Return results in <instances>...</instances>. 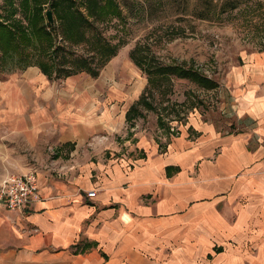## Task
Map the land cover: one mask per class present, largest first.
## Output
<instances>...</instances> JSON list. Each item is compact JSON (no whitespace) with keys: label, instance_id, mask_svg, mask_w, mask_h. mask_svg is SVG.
Returning a JSON list of instances; mask_svg holds the SVG:
<instances>
[{"label":"crops","instance_id":"0c3cea01","mask_svg":"<svg viewBox=\"0 0 264 264\" xmlns=\"http://www.w3.org/2000/svg\"><path fill=\"white\" fill-rule=\"evenodd\" d=\"M104 86L0 71V180L37 186L28 206L0 205V264H264V144L194 118L163 144L116 142L127 108ZM239 108L264 140V94Z\"/></svg>","mask_w":264,"mask_h":264},{"label":"rangeland","instance_id":"374dc122","mask_svg":"<svg viewBox=\"0 0 264 264\" xmlns=\"http://www.w3.org/2000/svg\"><path fill=\"white\" fill-rule=\"evenodd\" d=\"M116 1L122 16L98 24L103 40L116 45V53L95 77L104 81L105 98L111 94L116 101L115 115L121 116L133 104L141 113L135 121L124 114L121 124L127 134L114 135L116 142L128 140L134 132L163 144L167 137L179 132L180 126L194 118L197 124L214 125L221 134L248 133V141L253 146L264 144L255 133L256 117L239 108L246 92L253 96L264 94V33L259 28L254 30L255 19H243L236 11L218 22L188 18L187 22L180 23V7L167 6L169 0ZM9 10L0 0V16L6 17ZM65 46L72 54L87 56L90 63L97 59L96 55H90L86 43ZM132 50L134 58L142 51L147 59L160 64L190 66L212 79L215 87L205 89L174 75H168V80L161 79L159 86L148 84L145 73L131 59ZM98 64L96 60L95 66ZM69 76L66 77H92L84 72ZM144 91L152 108L136 102ZM159 120L163 125L157 123ZM130 142L135 144L134 140ZM134 153L130 151L129 155ZM245 249L250 255H256V247Z\"/></svg>","mask_w":264,"mask_h":264},{"label":"trees","instance_id":"16d2710c","mask_svg":"<svg viewBox=\"0 0 264 264\" xmlns=\"http://www.w3.org/2000/svg\"><path fill=\"white\" fill-rule=\"evenodd\" d=\"M3 1L10 10L6 17L0 16L1 72L9 73L36 66L48 79L64 78L79 72L95 77L100 67L116 53V45L104 41L98 29V24L122 16L116 0ZM169 1L171 3L168 2L167 6L180 7V23L187 22L188 18L218 22L238 11L243 19H255L254 30L259 28L264 33V0ZM46 11H50V21L46 19ZM82 43L87 44L90 55L97 56V66L96 60L90 63L87 56L72 54L70 48L65 46ZM132 52L133 50L130 52L131 59L145 73L148 84L159 86L161 79L168 80V75H174L205 89L215 87L212 79L190 66L180 63L160 64L153 59H147L142 51L134 58ZM146 94L145 91L140 92L136 102L152 108ZM140 115L135 104L130 105L125 113V117L130 119ZM157 123L162 124L160 120Z\"/></svg>","mask_w":264,"mask_h":264},{"label":"built area","instance_id":"2783aa9c","mask_svg":"<svg viewBox=\"0 0 264 264\" xmlns=\"http://www.w3.org/2000/svg\"><path fill=\"white\" fill-rule=\"evenodd\" d=\"M36 191L37 186L33 172L7 174L0 180V205L7 210H19L36 200ZM93 195V190L86 191V196Z\"/></svg>","mask_w":264,"mask_h":264},{"label":"water","instance_id":"95a60500","mask_svg":"<svg viewBox=\"0 0 264 264\" xmlns=\"http://www.w3.org/2000/svg\"><path fill=\"white\" fill-rule=\"evenodd\" d=\"M45 16H46V19H47L48 21L51 20V14H50V11H46Z\"/></svg>","mask_w":264,"mask_h":264}]
</instances>
